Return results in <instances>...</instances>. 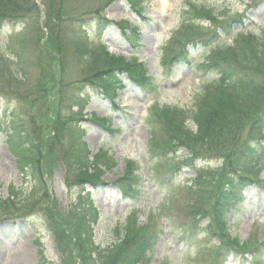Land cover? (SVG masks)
<instances>
[{
    "label": "rangeland",
    "instance_id": "1",
    "mask_svg": "<svg viewBox=\"0 0 264 264\" xmlns=\"http://www.w3.org/2000/svg\"><path fill=\"white\" fill-rule=\"evenodd\" d=\"M10 1L15 14L7 17L18 18L0 27V201L12 195L13 211H30L32 217L0 223V264H110L101 252L118 246V233L126 226L153 239L146 264H264V186L243 193L242 202L218 221L224 225V243L205 236L207 220L197 215L211 213L208 207L216 192L209 182L206 189L191 181L196 169L205 167L214 176L224 163L217 156L191 163L184 148L171 147L177 142L197 145L200 154L208 155L236 146L213 138L205 144L200 139L205 133H198L209 122L212 128L229 124L223 117L210 121L211 112L224 106L218 105L222 100L208 106L201 99L218 92V76L201 68L212 50L236 70L257 72L251 79L252 96L238 100L242 108L220 110L243 121L232 123L237 129L233 137L246 139L245 126L264 105V0H34L35 10L28 0ZM183 11L191 19L174 44L195 37L204 43L190 49L188 67L172 68L167 76L160 66ZM241 17L243 27L234 26ZM125 34H134L136 42L127 41ZM109 56L135 60L134 72L145 73L147 84L139 86L123 74L118 81L124 89L108 101L98 88L114 81L113 73H105ZM228 83L237 87L235 81ZM38 85L44 94L35 92ZM194 109L203 111L197 122L192 120ZM165 111L172 116L168 121ZM254 135L264 140V129ZM212 143L216 147L209 150ZM70 145L83 163L93 164L91 170H99L95 173L104 185L82 184L81 191L77 153L72 154ZM260 145L264 149V142ZM28 147L32 149L25 153ZM37 154L38 165L26 170L23 159ZM256 162L251 159L241 173L264 185V167ZM128 171L132 176L134 171L138 187L124 200L114 184ZM85 193L96 215L84 231L92 234V243L85 244L96 250L90 246L88 255L80 254L69 234L59 253L43 216L46 205L61 217H75L72 210L83 209L90 221L93 210L79 204ZM126 248L130 251L128 243Z\"/></svg>",
    "mask_w": 264,
    "mask_h": 264
},
{
    "label": "trees",
    "instance_id": "2",
    "mask_svg": "<svg viewBox=\"0 0 264 264\" xmlns=\"http://www.w3.org/2000/svg\"><path fill=\"white\" fill-rule=\"evenodd\" d=\"M31 1V0H30ZM28 0V3L31 5L32 9L35 10L34 4H32ZM196 10V9H194ZM15 6L14 3L9 0H0V21L4 20H13L17 19L18 16H9L7 17L6 13L15 14ZM17 12V11H16ZM194 12V11H193ZM6 14V16H2ZM51 14V13H49ZM240 18V17H239ZM184 19H189L188 16ZM244 17H241V19H238V21L234 22L236 24H242ZM186 40V39H185ZM100 53L105 54L103 50H100ZM221 60H223L221 62ZM108 71H105V73L112 77V73L115 70L118 69H124L130 74H132V70L128 67V64L123 61L122 59L114 58L113 56L108 57V64H107ZM210 70L215 71L219 75L218 84L215 88V90H218V92L215 94H207L206 97H203V103L210 106L216 101V98L219 100H222L219 104H224V106L221 108H226L229 112H232L234 107L240 109L242 108V104L238 102L241 98L248 97L251 95L250 88L252 86V77L254 76L255 69L249 68L245 70L246 72H241L239 70H236L234 66L230 63L228 60H224L223 57H218L214 65H212ZM241 69V68H240ZM43 71V70H41ZM104 73V74H105ZM53 81V78H52ZM232 81L234 84V81L237 84V87H230L228 82ZM56 84H52V87L55 88ZM234 86V85H233ZM102 88L104 89L105 95H114L116 86L114 81L111 79H108L106 82L103 83ZM259 89V88H258ZM257 89V90H258ZM36 93L42 95L44 94V87L41 85H38L37 88L34 89ZM33 90V92H34ZM252 96V95H251ZM0 97H4V94H0ZM204 107V105H201ZM220 109V110H221ZM220 110L217 113V109H214L211 112L210 121L212 122L216 117H223L224 121L226 120L229 124L227 125H220L214 124L212 128V124L209 122L205 129L203 127H199L198 133L204 132V137H200L201 140L205 142V144L210 140V138H213L214 141L221 140L228 145H236L233 150H230L223 154L222 150L216 149L215 151H209L216 147L215 143H212L209 147V154L204 155L200 154L196 150V146H189L187 144H183L181 142H177L176 144L171 145V147L178 148H184L190 158V162L195 161L197 159H204V158H210L212 156H217L222 160L224 163L222 168H220L218 171L215 172V175L212 176L211 172L204 168L202 170H199L196 173L195 177V183L200 184L203 188H209V184L213 187L215 190V194L213 199L211 200V204L209 205L208 209L211 210V213L206 216L210 219L211 223V229L217 231L223 238L225 237L223 232L224 225L222 223H219L218 221H221L222 217L225 215L226 211L229 208V205L233 203L240 191L241 188L246 186V181L241 182L242 179L240 175L242 174L241 171L243 168L246 167V163L250 158V155H252L254 152H256L257 149H255V135L254 132L257 130L260 131L261 128L264 127V105L259 106L252 114L255 117L254 122L250 121L248 126H245V128H248V133L246 134L245 138H234L233 134L236 132L234 130V125L232 123L241 124L243 121L238 119L234 116H229L225 112H222L220 114ZM215 113V114H214ZM192 119L194 121H198L202 118L203 111L202 109H199L193 113ZM172 116L168 111H165V114L163 115V119L165 121H168L169 118ZM210 127V129H209ZM57 129V124L55 125V131ZM213 131V135L209 134V130ZM244 129V128H243ZM242 129V130H243ZM206 130V131H205ZM238 133V132H237ZM25 136L27 137H33V134H28L25 132ZM166 137V136H165ZM29 139V138H28ZM210 142V141H209ZM18 143V142H17ZM203 146L202 144H200ZM78 149L80 150L82 154V145H78ZM20 147H23V144L20 143ZM199 147V146H198ZM32 149V147H28L25 149V153L29 152ZM68 149L73 153H77L78 163L75 167V173L77 175V179L80 181L79 185L81 184H88L90 186H94L96 183L99 182V176L95 173L99 170H91L93 167L92 163H83V160L81 156L79 155V151H77L73 146H69ZM171 149V148H170ZM175 149V148H174ZM221 155V156H220ZM33 158V155H28L27 159L28 161L23 159L25 169L28 168H35L38 165L39 156L38 154L35 155V158ZM41 160V159H40ZM233 167H236L235 171H231ZM68 172V171H67ZM38 175V172L36 173ZM41 174H39V178L41 179ZM31 175H28L30 177ZM37 180L36 178H34ZM134 179L132 178L131 171H128L126 174V177L122 180H119L117 185L124 193H129L131 191V184L133 183ZM244 181V179H243ZM248 184V183H247ZM83 187V185H82ZM80 187V188H82ZM15 197L10 195L9 198L5 201H0V221L11 219L17 215L20 214V212L13 211L16 209V206L14 204ZM79 204H87V201L83 200L82 197L79 198ZM72 213H74L76 216L73 217H61L60 215H57L54 208L52 210L49 208L48 205H46V209L44 210L43 216L47 222V226L54 235V240L56 241V247H58V252L60 253L61 249L63 248L62 240L69 234L74 239V244L79 251L80 254L88 255L90 253V250L88 247L92 246L91 248L95 251L93 248V245L91 244H85L86 242H91V236L89 232H84L85 230H88L89 228V220H87V217H85L84 210L81 209H73ZM27 212H25V215ZM89 217V216H88ZM133 226H135L133 224ZM132 230V231H131ZM131 231V232H130ZM142 233V232H141ZM126 243L130 245V251L126 248ZM150 243V239L146 237L143 233L139 234L134 231L133 227L130 229V227L125 228L124 231H119L117 240L115 245V248H108L105 251H102L103 259L107 262H111L110 264H138L139 260L144 252V250L147 248V246ZM233 244V243H229ZM234 245V244H233ZM82 259V258H80ZM75 264V263H74Z\"/></svg>",
    "mask_w": 264,
    "mask_h": 264
},
{
    "label": "bare ground",
    "instance_id": "3",
    "mask_svg": "<svg viewBox=\"0 0 264 264\" xmlns=\"http://www.w3.org/2000/svg\"><path fill=\"white\" fill-rule=\"evenodd\" d=\"M15 250H18V246H17V248Z\"/></svg>",
    "mask_w": 264,
    "mask_h": 264
}]
</instances>
